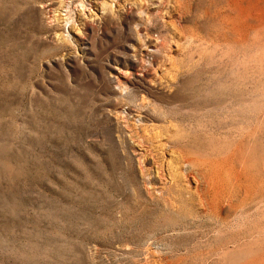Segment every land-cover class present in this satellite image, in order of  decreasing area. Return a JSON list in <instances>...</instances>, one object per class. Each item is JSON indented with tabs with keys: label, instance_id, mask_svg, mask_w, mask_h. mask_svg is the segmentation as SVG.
Instances as JSON below:
<instances>
[{
	"label": "rangeland",
	"instance_id": "rangeland-1",
	"mask_svg": "<svg viewBox=\"0 0 264 264\" xmlns=\"http://www.w3.org/2000/svg\"><path fill=\"white\" fill-rule=\"evenodd\" d=\"M0 264H264V0H0Z\"/></svg>",
	"mask_w": 264,
	"mask_h": 264
}]
</instances>
